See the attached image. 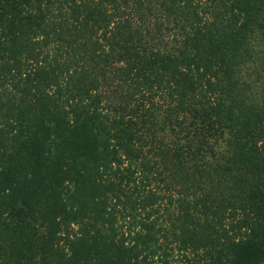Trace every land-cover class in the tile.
<instances>
[{
  "label": "trees",
  "instance_id": "obj_1",
  "mask_svg": "<svg viewBox=\"0 0 264 264\" xmlns=\"http://www.w3.org/2000/svg\"><path fill=\"white\" fill-rule=\"evenodd\" d=\"M0 264H264V0H0Z\"/></svg>",
  "mask_w": 264,
  "mask_h": 264
}]
</instances>
